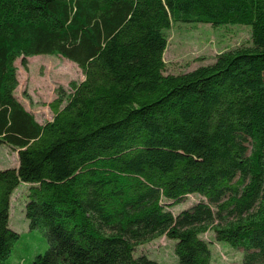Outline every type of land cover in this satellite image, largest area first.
<instances>
[{"label": "trees", "instance_id": "trees-1", "mask_svg": "<svg viewBox=\"0 0 264 264\" xmlns=\"http://www.w3.org/2000/svg\"><path fill=\"white\" fill-rule=\"evenodd\" d=\"M175 23L246 26L248 44L165 74ZM37 55L83 76L42 124L14 92L15 61ZM1 148L18 166L0 169V264L19 187L47 242L30 264H160L136 252L161 236L176 264H211L205 231L264 264V0H0Z\"/></svg>", "mask_w": 264, "mask_h": 264}, {"label": "rangeland", "instance_id": "rangeland-1", "mask_svg": "<svg viewBox=\"0 0 264 264\" xmlns=\"http://www.w3.org/2000/svg\"><path fill=\"white\" fill-rule=\"evenodd\" d=\"M166 49L163 53L165 74H181L213 62L216 55L248 44L249 27L223 25L212 27L202 23H175L165 31ZM18 86L15 95L36 120L43 123L51 118L48 103L55 98L58 87L67 88L70 81H81L80 69L72 62L55 55L27 57L21 65V58L15 61ZM4 152L0 150V158ZM16 154L10 152L9 165L16 164ZM22 188L19 187L11 197L10 225L19 235L13 243L6 264H30L33 257L43 253L47 242L40 230H29L23 215ZM200 200L198 195H188L170 210L176 214L192 203ZM212 231L204 232L202 238L209 243L212 253L211 264H239L242 250L234 249L224 243H215ZM175 241L164 236L140 245L136 254L144 253L160 264H176L173 255Z\"/></svg>", "mask_w": 264, "mask_h": 264}, {"label": "crops", "instance_id": "crops-1", "mask_svg": "<svg viewBox=\"0 0 264 264\" xmlns=\"http://www.w3.org/2000/svg\"><path fill=\"white\" fill-rule=\"evenodd\" d=\"M16 90V89H15ZM15 92V91H14ZM51 116H52V114H51ZM36 119V118H35ZM51 119V118H50ZM40 123V122H39ZM42 124V123H41ZM2 150H3V152L5 153V155L7 154L6 152H7V150L5 149V148H1ZM10 151V150H9ZM10 152H13L14 154H16L15 156H16V164H13L12 165V167H16V166H18V161H17V153H16V151H10ZM3 167H5V166H3Z\"/></svg>", "mask_w": 264, "mask_h": 264}]
</instances>
